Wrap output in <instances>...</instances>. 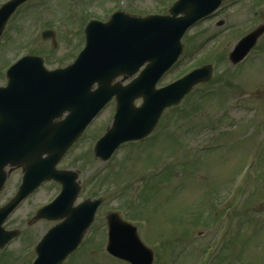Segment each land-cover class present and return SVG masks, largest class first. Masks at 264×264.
<instances>
[{
    "label": "rangeland",
    "instance_id": "rangeland-1",
    "mask_svg": "<svg viewBox=\"0 0 264 264\" xmlns=\"http://www.w3.org/2000/svg\"><path fill=\"white\" fill-rule=\"evenodd\" d=\"M173 1L132 0L123 8L141 14L163 12ZM262 1L223 0L213 17L185 34L179 61L157 85L195 65L211 63L214 73L209 82L195 87L201 97L191 96L163 113L157 126L160 143L125 144L111 160L101 163L94 158L92 145L108 123L107 112L85 132L76 148L80 150L71 156L79 161L81 170L80 199L97 195L103 202L81 247L63 264H126L105 252L104 215L112 210L137 226L141 239L155 251L153 264L168 260L170 264H202L207 251L216 249L218 238L226 239L231 232L236 235L230 238L218 264H264V37L239 68H231L227 58L239 37L264 22V4L255 7ZM102 2L107 5L101 13L115 1ZM89 7L94 10L96 5ZM217 20L223 21L219 27ZM0 45V52L11 58L8 43ZM56 56L54 50V57L47 62L50 66L65 61ZM255 162L252 174L250 167ZM161 163L166 168L155 177V168ZM17 176L18 172L8 179L0 204L14 192ZM53 191L52 183L43 184L11 214L5 228L19 227L21 233L4 249L0 264H29L34 253L24 258V252H33L52 222L39 220L29 227L25 223ZM201 200L203 203H198ZM223 207L230 209L231 216H242L239 219L248 228L238 229V223L222 218ZM216 209L219 211H212Z\"/></svg>",
    "mask_w": 264,
    "mask_h": 264
},
{
    "label": "water",
    "instance_id": "water-1",
    "mask_svg": "<svg viewBox=\"0 0 264 264\" xmlns=\"http://www.w3.org/2000/svg\"><path fill=\"white\" fill-rule=\"evenodd\" d=\"M219 3L178 0L170 15L130 17L126 22H119L115 14L110 22L87 29L85 47L70 65L47 70L40 58L24 57L9 69L8 84L0 88V188L5 165L21 164L24 174L15 196L0 208V246L13 234L1 227L7 214L42 180L54 179L61 183L60 195L39 209L35 218L65 220L43 236L34 264H59L76 247L100 199L72 207L78 190L76 174L56 170L57 161L113 94L117 109L112 126L95 146V155L102 159L121 142L146 135L166 106L177 103L196 82L207 80L209 66L155 89L160 75L178 56L184 31ZM259 34L260 28L238 41L231 53L234 62ZM144 62H148L145 68L129 84L110 87L115 76L132 74ZM137 97L143 102L135 107L132 101ZM64 111L67 115L63 119L53 120ZM107 219V251L132 264H150L151 250L139 241L135 227L115 213L108 214Z\"/></svg>",
    "mask_w": 264,
    "mask_h": 264
},
{
    "label": "flooded vegetation",
    "instance_id": "flooded-vegetation-1",
    "mask_svg": "<svg viewBox=\"0 0 264 264\" xmlns=\"http://www.w3.org/2000/svg\"><path fill=\"white\" fill-rule=\"evenodd\" d=\"M5 1L0 0V4ZM91 3L96 5L94 10L89 7ZM106 5L107 2H102V0H59V3L46 2L45 4L38 0H26L9 16L2 30L0 42L8 43L11 55L17 54V57L22 54L40 55L44 61L53 58L55 50L57 55L65 58L63 63L56 65H64L80 50L84 38L83 27L89 19L95 18L104 21L118 9L132 12L131 9L119 8L114 3L101 13V9ZM39 22L41 25L46 23L45 27L40 30ZM58 26H62V28L58 29ZM67 26L76 29L74 35L76 41H70L65 35ZM45 30L51 32L48 34L50 36L48 39L43 38ZM5 54L6 52H0V58H4ZM45 64L47 65V63ZM3 69L0 70L1 73ZM1 82L3 83V81ZM114 107L115 103L111 100L103 110H107L106 114L111 115Z\"/></svg>",
    "mask_w": 264,
    "mask_h": 264
}]
</instances>
